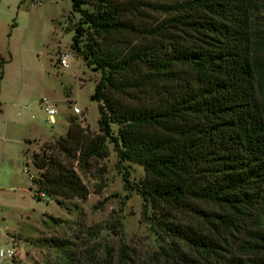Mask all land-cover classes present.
Returning a JSON list of instances; mask_svg holds the SVG:
<instances>
[{"label": "trees", "instance_id": "1", "mask_svg": "<svg viewBox=\"0 0 264 264\" xmlns=\"http://www.w3.org/2000/svg\"><path fill=\"white\" fill-rule=\"evenodd\" d=\"M144 1L70 0L79 15L70 49L100 73L89 97L98 103V134L70 117L63 137L32 153L33 199L85 201L75 169L106 157L108 144L116 167L144 172L131 189L142 215L216 206L248 226L239 255L213 264H264V10L257 0ZM141 6L165 18L142 25ZM84 34L90 39L81 44ZM120 39L125 46L112 44ZM5 63L0 57V80ZM179 235L213 246L194 232Z\"/></svg>", "mask_w": 264, "mask_h": 264}, {"label": "rangeland", "instance_id": "2", "mask_svg": "<svg viewBox=\"0 0 264 264\" xmlns=\"http://www.w3.org/2000/svg\"><path fill=\"white\" fill-rule=\"evenodd\" d=\"M257 1L264 10V0ZM164 18L160 11L141 6L137 21L154 25ZM78 20L70 0H0V56L6 60L0 80V231L8 238H0V247L15 250L11 261L0 264H206L204 259L213 264V259L239 255L248 223L216 206L197 204L204 214L165 208L142 215V200L131 189L144 172L135 164L116 167L108 144L106 157L85 170L75 169L88 191L85 201L57 205L33 199L30 179L38 171L31 164L32 153L63 137L70 117L91 135L98 134V103L89 97L100 73L70 49ZM89 39L84 34L80 42ZM123 41L112 44L123 47ZM61 53L68 56L66 68L56 61ZM42 99L46 107H55L53 125L47 122ZM72 107L80 114L72 115ZM111 130L116 133L114 125ZM122 176L129 182L127 190ZM170 226L175 230L166 229ZM191 232L208 237L213 246L191 245L179 235Z\"/></svg>", "mask_w": 264, "mask_h": 264}, {"label": "built area", "instance_id": "3", "mask_svg": "<svg viewBox=\"0 0 264 264\" xmlns=\"http://www.w3.org/2000/svg\"><path fill=\"white\" fill-rule=\"evenodd\" d=\"M68 60H69L68 56L65 53H61L58 55V58L56 61H57L59 67L66 68L69 64ZM40 105L44 106L43 111L46 115L47 122L50 125H53L54 124L53 116L55 115V107L54 106L53 107H51V106L46 107L47 102L44 99L40 100ZM71 111H72V115H79L80 114V111L75 107H72ZM38 196H39V198L43 199L42 194H39ZM1 237H2L3 241L8 240L7 236L3 235L0 231V238ZM14 257H15V250L12 247H0V260L11 261Z\"/></svg>", "mask_w": 264, "mask_h": 264}, {"label": "crops", "instance_id": "4", "mask_svg": "<svg viewBox=\"0 0 264 264\" xmlns=\"http://www.w3.org/2000/svg\"><path fill=\"white\" fill-rule=\"evenodd\" d=\"M1 57V56H0Z\"/></svg>", "mask_w": 264, "mask_h": 264}]
</instances>
